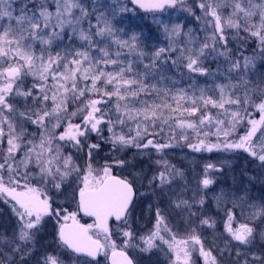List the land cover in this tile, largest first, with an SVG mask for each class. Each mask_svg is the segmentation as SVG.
<instances>
[{"label":"snow or ice","instance_id":"snow-or-ice-1","mask_svg":"<svg viewBox=\"0 0 264 264\" xmlns=\"http://www.w3.org/2000/svg\"><path fill=\"white\" fill-rule=\"evenodd\" d=\"M0 264H264V0H0Z\"/></svg>","mask_w":264,"mask_h":264},{"label":"rangeland","instance_id":"rangeland-1","mask_svg":"<svg viewBox=\"0 0 264 264\" xmlns=\"http://www.w3.org/2000/svg\"><path fill=\"white\" fill-rule=\"evenodd\" d=\"M186 163H187V161H186Z\"/></svg>","mask_w":264,"mask_h":264}]
</instances>
